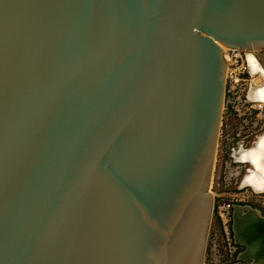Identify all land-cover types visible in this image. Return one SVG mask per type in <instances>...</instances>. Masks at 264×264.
<instances>
[{
    "label": "water",
    "instance_id": "95a60500",
    "mask_svg": "<svg viewBox=\"0 0 264 264\" xmlns=\"http://www.w3.org/2000/svg\"><path fill=\"white\" fill-rule=\"evenodd\" d=\"M219 43L264 46V0H0V264H204ZM232 231L264 264L261 211Z\"/></svg>",
    "mask_w": 264,
    "mask_h": 264
},
{
    "label": "built area",
    "instance_id": "2783aa9c",
    "mask_svg": "<svg viewBox=\"0 0 264 264\" xmlns=\"http://www.w3.org/2000/svg\"><path fill=\"white\" fill-rule=\"evenodd\" d=\"M247 52L248 49L238 47H228L226 51H223V57L227 63L225 110H233L241 118L242 124L237 134L223 127L220 130L218 143V150H220L218 162L222 163L218 175L219 183L223 181L235 185L238 189L228 198L218 197L214 203V212L230 245L232 244L231 224L234 205L255 200L264 207V190L258 191L251 186L243 185L250 163L241 161L238 154L241 149L252 146L264 132V101L252 99L249 93L252 87L259 86L263 81H256L260 76L259 73L255 75L249 73ZM260 55L264 57L261 53H259L260 58L256 54L259 59H261ZM240 132H242L241 138ZM215 261L218 262L216 257Z\"/></svg>",
    "mask_w": 264,
    "mask_h": 264
},
{
    "label": "rangeland",
    "instance_id": "374dc122",
    "mask_svg": "<svg viewBox=\"0 0 264 264\" xmlns=\"http://www.w3.org/2000/svg\"><path fill=\"white\" fill-rule=\"evenodd\" d=\"M253 49L255 50L254 52H256L258 57H259V53L264 55V46H260L258 49L259 51L255 48H253ZM254 56L257 58L258 63L260 65L259 66L260 70L259 71L257 70V72H256V73H259L260 76L258 77V79L256 81L257 82L264 81V79H263L264 78V57L262 55H260L261 59L263 60L262 61L261 59H259L260 57L258 58L256 55H254ZM226 72H227V69H226ZM225 75H226V73H225ZM226 77H225V81H226ZM225 99L227 100L226 82H225ZM225 99H224V106H223L224 110L226 107ZM262 137H263V135L260 136L256 140V142L252 146H250L249 148L241 149L238 152L240 159L248 160V162L250 163V165L248 167L247 175L245 178L246 181H244V182L250 183L258 191L264 190V186H263L264 183H261L262 181H264V179L262 180L263 177L260 179L261 180L260 183L262 184L261 186H258V185H260L259 182H258V185H256L257 183H255V182L258 179L257 171L259 172V167H257V168L255 167L256 164H254V163H256V162L253 159H254V155L256 153V149L254 150V148H257L256 146L261 142ZM247 150H250V153L252 151V153H251V155L253 154L252 158L246 156ZM217 152H218V154L216 155V158H215V164H214V168H213L212 180H211L210 190H209L210 194L212 193L211 197L213 199V213H212L210 229L208 232L207 242H206L204 264H249L250 263L249 261H244V260L239 259V253L244 248L235 243L233 231H232V224H231V231H232V236H231L232 242L231 243L232 244L230 245L229 241L227 240L225 233L223 232L222 225H221L220 221L218 220L216 213L214 212V203L216 202L218 197L228 198L230 194H233V193L238 191V189H237V187H235V185H231V184L225 183L223 181H222V183L221 182L219 183L218 175H219L220 169L222 168L221 167L222 163L218 162V160L220 159V157H219L220 150L217 149ZM217 156H218V158H217ZM255 171L257 174L256 175L257 178L254 176L255 174H253V173H255ZM251 175H253L254 178H253V176L251 177ZM250 177L253 178L252 181H251ZM255 178H256V180H255ZM242 204L243 205L249 204L255 208H258L261 211V214L264 216V207L259 202L252 200L249 202L244 201V202H242ZM244 213H246V212L245 211L243 213L241 212V214H244ZM237 232H238V220H237ZM238 237H239V232H238ZM215 257L218 259V262L215 261Z\"/></svg>",
    "mask_w": 264,
    "mask_h": 264
},
{
    "label": "bare ground",
    "instance_id": "6f19581e",
    "mask_svg": "<svg viewBox=\"0 0 264 264\" xmlns=\"http://www.w3.org/2000/svg\"><path fill=\"white\" fill-rule=\"evenodd\" d=\"M219 45L224 49L223 51H226L227 50V48H228V46H225V45H223V44H221V43H219ZM257 48V50L259 49V47H256ZM255 50L253 49H248V52H249V55H248V58H249V60H250V63H251V66H252V70L254 71V72H257V70L259 71L260 69H259V63H258V60H257V58L254 56V55H256L255 54V52H254ZM259 51V50H258ZM254 54V55H253ZM264 79V78H263ZM250 97L252 98V99H260V100H262V101H264V81L262 82V84H260L259 86H257V87H255V88H253L252 89V91L250 92ZM257 148H254V150L256 149V153H255V155H254V161L256 162V163H254V164H256V168L257 167H259V172L257 171V174H256V171H255V173H253V174H255L254 176L256 177V175H257V177H258V179H257V181L255 182V183H257L256 185H258V182L260 183L261 182V178H262V180L264 179V135H263V137H262V139H261V142L256 146ZM247 149V148H246ZM253 150V151H254ZM244 152V151H243ZM255 152V151H254ZM251 153H252V151H251ZM251 153H250V150H247V152H246V156L247 157H250V158H252L253 157V154L251 155ZM246 162H248V160H245ZM253 161V162H254ZM253 175H251V177H252ZM254 176H253V178H254ZM250 177V179H251V181H252V179L253 178H251ZM256 177V178H257ZM246 178V177H245ZM256 178H255V180H256ZM246 181V180H245ZM246 183V182H245ZM248 183V182H247ZM261 183H264V181H262ZM260 183V185H258V186H261L262 184ZM264 186V185H263ZM262 186V187H263ZM256 187V186H255Z\"/></svg>",
    "mask_w": 264,
    "mask_h": 264
},
{
    "label": "flooded vegetation",
    "instance_id": "af4514ba",
    "mask_svg": "<svg viewBox=\"0 0 264 264\" xmlns=\"http://www.w3.org/2000/svg\"><path fill=\"white\" fill-rule=\"evenodd\" d=\"M225 127L229 132H233L237 134V131H240V127H242L241 124V118L238 117L233 110L231 109H223L222 113V120H221V125H220V130ZM220 134V131H219ZM242 137V132H240V138ZM218 143H219V138H218ZM218 149V146H217ZM218 152L216 153V155ZM218 158V156H217Z\"/></svg>",
    "mask_w": 264,
    "mask_h": 264
}]
</instances>
